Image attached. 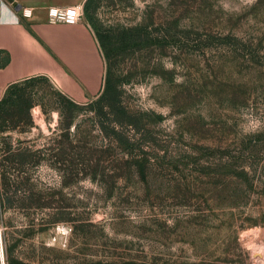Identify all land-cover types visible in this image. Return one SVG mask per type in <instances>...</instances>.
Returning a JSON list of instances; mask_svg holds the SVG:
<instances>
[{"label":"rangeland","instance_id":"1","mask_svg":"<svg viewBox=\"0 0 264 264\" xmlns=\"http://www.w3.org/2000/svg\"><path fill=\"white\" fill-rule=\"evenodd\" d=\"M83 19L99 92L4 88L0 264H264V0H94Z\"/></svg>","mask_w":264,"mask_h":264},{"label":"crops","instance_id":"2","mask_svg":"<svg viewBox=\"0 0 264 264\" xmlns=\"http://www.w3.org/2000/svg\"><path fill=\"white\" fill-rule=\"evenodd\" d=\"M32 7L30 17L16 18L17 7L0 6V99L13 82L48 75L68 78L71 93L88 96L103 86L104 58L97 36L83 19L73 23L48 21L50 6L86 0H12ZM67 89V90H68Z\"/></svg>","mask_w":264,"mask_h":264},{"label":"built area","instance_id":"3","mask_svg":"<svg viewBox=\"0 0 264 264\" xmlns=\"http://www.w3.org/2000/svg\"><path fill=\"white\" fill-rule=\"evenodd\" d=\"M12 0H0V6H5L7 8L17 7L16 18L20 17H30L32 14V7L26 5H15ZM48 21L51 23L63 22L68 24H73L79 21L83 17V4L77 3L67 6H50L47 11ZM1 240V239H0ZM1 245V241H0ZM3 260V259H2ZM4 261H2V264Z\"/></svg>","mask_w":264,"mask_h":264},{"label":"trees","instance_id":"4","mask_svg":"<svg viewBox=\"0 0 264 264\" xmlns=\"http://www.w3.org/2000/svg\"><path fill=\"white\" fill-rule=\"evenodd\" d=\"M93 1H94V0H86V1L84 2V5H83V11H84V12H86V11H88V10L90 9V7H91V3H92ZM97 38H98V40H99L101 46L105 44L104 36H102V35H98ZM30 78H31V77H30ZM108 88H111V84L109 83L108 80H106V81H105V89L108 90ZM9 102H10V101H9V98L6 97V96H3V97L0 99V112H1V110H2L3 108H5V106H6L7 104H9Z\"/></svg>","mask_w":264,"mask_h":264},{"label":"bare ground","instance_id":"5","mask_svg":"<svg viewBox=\"0 0 264 264\" xmlns=\"http://www.w3.org/2000/svg\"><path fill=\"white\" fill-rule=\"evenodd\" d=\"M39 121V120H38ZM1 228V227H0ZM0 239H1V229H0ZM1 241V240H0ZM1 252H2V259H4V253H3V250H2V246H1Z\"/></svg>","mask_w":264,"mask_h":264}]
</instances>
